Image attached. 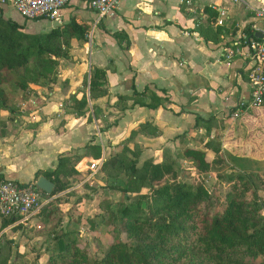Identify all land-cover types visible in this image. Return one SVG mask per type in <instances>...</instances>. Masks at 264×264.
<instances>
[{"label":"crops","instance_id":"crops-1","mask_svg":"<svg viewBox=\"0 0 264 264\" xmlns=\"http://www.w3.org/2000/svg\"><path fill=\"white\" fill-rule=\"evenodd\" d=\"M261 6L264 0H122L114 14L95 27L90 46L72 44L70 57L60 60L49 87L30 84L29 90L19 91L13 110H0V179L32 180L38 170L54 168L59 154H82L87 144H99L104 155L135 144L140 161L161 162L165 149L175 157L182 147H202L200 140L214 137V125L208 132L202 125L193 128L196 116L225 125L219 154L226 147L238 156L253 157L257 150L250 153L248 143L243 151L233 146L229 124L237 118L248 121L252 112L257 140L263 133L264 108L236 110L248 93L247 78L243 59L235 55L227 60L226 55L238 36L259 24L256 9ZM2 12L16 16L7 4ZM71 15L91 25L95 19L93 11L77 1L61 10V21ZM94 67L105 69L102 88L107 93L90 100L83 80H89ZM147 84L160 95L158 89L164 90V106L150 109L137 102L147 104L150 98L133 94L132 86L140 91ZM71 95L87 97L83 115L70 107ZM146 121L157 133L138 130ZM193 135L202 137L198 145ZM87 160L78 162L85 175L88 169L82 165ZM205 160L212 167L213 156L205 154Z\"/></svg>","mask_w":264,"mask_h":264},{"label":"trees","instance_id":"trees-1","mask_svg":"<svg viewBox=\"0 0 264 264\" xmlns=\"http://www.w3.org/2000/svg\"><path fill=\"white\" fill-rule=\"evenodd\" d=\"M5 6L0 1V110H13L11 104L19 91L29 90L30 84L49 87L56 80L60 60L70 57L74 40L81 43L87 39L91 22L71 15L66 22L44 31L41 21H28L16 12V16H5L2 12ZM117 34L113 33V37ZM246 34L251 31L247 30ZM126 45H129L128 39ZM105 78V69L98 67L92 69L89 80L85 77L83 86L88 87L90 100L107 93L102 88ZM158 90L163 94H158L149 84L140 91L132 86L133 94L150 98L147 104L137 100L150 109L164 106L168 100L164 90ZM70 101L77 115L87 111L85 95L81 98L71 95ZM212 120L196 116L193 128L202 125L208 132ZM150 126L146 121L138 130L157 133ZM201 143L202 147H182L175 157L165 149L161 162H154L152 158L140 161L141 151L135 144L125 149L132 158L124 159L122 153L104 157L100 169L120 168L117 175H121V184L113 188L129 200L117 209L116 229L124 237L113 241L100 258L94 259L72 241L57 238L56 250L48 256L47 264H182L190 249L191 254L197 250L206 264H264V260L258 263L246 260L264 253L260 206L246 198V188L238 189L235 185L226 196L222 211L215 212L211 209L212 195L202 180L192 184L177 178L176 158L187 161L197 175L210 169L211 163L205 160V154L219 152L221 143L214 137ZM84 149L82 154L63 152L58 155L54 168L35 173L32 180L44 176L54 184L51 193L38 189L45 195H56L38 214L69 188L66 179L79 173L75 164L81 158L99 160L102 157L99 144H87ZM13 221V218H2L0 227Z\"/></svg>","mask_w":264,"mask_h":264},{"label":"rangeland","instance_id":"rangeland-1","mask_svg":"<svg viewBox=\"0 0 264 264\" xmlns=\"http://www.w3.org/2000/svg\"><path fill=\"white\" fill-rule=\"evenodd\" d=\"M56 25L48 22L44 27L42 26V30H50ZM94 29L92 23L87 39L81 43L91 45ZM75 42L74 40L73 43ZM262 107L264 108V105ZM249 117L248 121L240 118L230 121L232 135L228 137L235 142L233 146L236 149L242 150L245 143L249 144L248 147L252 146L250 153L257 150L253 157L238 156L234 153V149L230 151L226 147L221 154L208 151L207 154H211L214 158L212 171L202 175L194 174L193 168L187 161L175 159L177 168L174 171L177 172V178L192 184L202 180L212 195L211 209L215 212L222 211L226 196L235 185L238 189L246 188V198L257 202L256 204L260 206V214L264 211V126L261 136L257 140L254 139L258 134L255 132L258 130L255 123L257 121L253 118L252 112ZM211 125L215 127L214 138L222 144L224 137L222 131L225 125L222 121L216 120H212ZM201 138L193 135V144L198 145ZM240 144L241 147H237ZM221 148L222 146L220 152ZM125 149V147L115 148L109 155H104L102 151L101 158L117 153H122L124 159L132 158L133 155L125 152ZM92 161L97 160L88 158L85 163L89 165ZM75 165L78 166V163ZM119 170V167H106L104 171L99 168L91 177H88L90 170L87 175L80 172L74 174L66 179L69 188L60 192L42 213L23 223L0 227V264H47L48 256L56 250L57 238L72 241L73 244L87 250L93 259L100 258L109 244L124 237L116 229L119 216L117 209L121 203L129 200H125L122 193L117 188H113L121 184V175H117ZM143 192H146V189H143ZM187 254L182 264L207 262L197 250L191 254L190 249ZM246 260L261 262L264 260V253L257 257H246Z\"/></svg>","mask_w":264,"mask_h":264},{"label":"built area","instance_id":"built-area-1","mask_svg":"<svg viewBox=\"0 0 264 264\" xmlns=\"http://www.w3.org/2000/svg\"><path fill=\"white\" fill-rule=\"evenodd\" d=\"M10 6L21 18L34 22L61 21V10L77 1L84 4L95 14L93 27L106 17L114 14L122 0H0ZM240 1V0H234ZM224 15V12L220 13ZM258 25L253 24L251 34L242 33L233 41V48L228 51L226 59L240 56L243 59L248 93L239 100L236 110L260 108L264 105V6L256 9ZM222 23L221 20L218 21ZM259 32V36L257 33ZM238 112L234 114L237 115ZM103 158L85 165L91 177L102 165ZM78 169V166H76ZM36 185V180H19L14 178L0 179V221L2 218H13L11 225L30 220L41 210L44 204L56 195L43 194ZM41 189V188H40ZM264 224V211L262 213Z\"/></svg>","mask_w":264,"mask_h":264},{"label":"water","instance_id":"water-1","mask_svg":"<svg viewBox=\"0 0 264 264\" xmlns=\"http://www.w3.org/2000/svg\"><path fill=\"white\" fill-rule=\"evenodd\" d=\"M259 32L257 33V36H259ZM36 185L41 188L43 191H45L46 193H51L53 190V182H51L50 180H48L46 177L44 176H39L36 179Z\"/></svg>","mask_w":264,"mask_h":264}]
</instances>
